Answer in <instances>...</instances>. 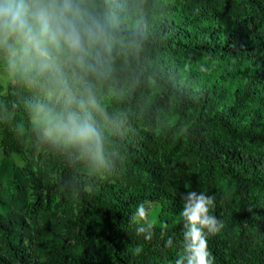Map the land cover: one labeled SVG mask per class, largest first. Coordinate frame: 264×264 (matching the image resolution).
<instances>
[{
    "label": "trees",
    "instance_id": "16d2710c",
    "mask_svg": "<svg viewBox=\"0 0 264 264\" xmlns=\"http://www.w3.org/2000/svg\"><path fill=\"white\" fill-rule=\"evenodd\" d=\"M100 2L117 15L121 33L141 45L115 61L114 73L129 80L131 99L141 98L151 81L159 85L149 111L171 115L178 145L166 161L155 136L130 112L102 104L107 154L97 167L43 143L30 102L0 104V111L23 115L34 145L62 161L53 179L40 181L38 196L75 203L53 220L63 230L37 241L4 204L0 264H175L183 252V195L197 185L199 167L206 170L204 192L215 198L212 213L225 224L207 238L214 264H247V257L253 263V256L264 264V0ZM115 149L126 166L116 163ZM141 202L155 203L150 241L135 233L132 216ZM169 237L173 247L165 246Z\"/></svg>",
    "mask_w": 264,
    "mask_h": 264
},
{
    "label": "clouds",
    "instance_id": "9594fccd",
    "mask_svg": "<svg viewBox=\"0 0 264 264\" xmlns=\"http://www.w3.org/2000/svg\"><path fill=\"white\" fill-rule=\"evenodd\" d=\"M118 25L100 0H0V62L43 96L33 129L43 143L97 167L105 164L107 146L96 93L112 78L116 59L141 47ZM183 201V252L175 264H214L207 238L225 227L212 213L215 198L192 190ZM132 220L137 236L153 239L157 217L149 202L137 205ZM165 246H174L172 237Z\"/></svg>",
    "mask_w": 264,
    "mask_h": 264
},
{
    "label": "rangeland",
    "instance_id": "374dc122",
    "mask_svg": "<svg viewBox=\"0 0 264 264\" xmlns=\"http://www.w3.org/2000/svg\"><path fill=\"white\" fill-rule=\"evenodd\" d=\"M122 17L127 19V14H123ZM123 57H118L116 61ZM160 89L157 83L151 81L149 89L141 98L131 99L129 80L113 72L112 78L99 87L96 99L99 104L110 107L118 114L124 113L125 110L127 113L130 112L143 129H147L155 136L167 161L178 145L179 134L171 128L173 118L165 110L149 111L151 97ZM42 100L43 96L38 89L12 75L7 65L0 62V104L25 101L35 107ZM113 153L117 155L116 163L123 166L124 162L125 165L124 153L118 149ZM61 162L34 145L23 115L15 111H0V212L4 210L6 204L12 217L23 221L20 230L24 225L23 232L30 233V237L35 241L49 233L62 231L63 229L54 225L53 220L75 207L73 198L64 200L59 194L47 197L45 192L38 196L41 190L40 181L53 179ZM193 172L197 182L194 190L204 192L205 168L199 167ZM98 175L108 178L102 173ZM189 187H192L190 183L185 187L186 191ZM150 205L155 206V203L151 202ZM37 219L42 221V225H37ZM25 237L26 235H23L24 240ZM0 246H4L1 240ZM255 259V256L250 257L253 263H249L247 257L246 263H259L254 262ZM40 262L44 263V258H41Z\"/></svg>",
    "mask_w": 264,
    "mask_h": 264
}]
</instances>
